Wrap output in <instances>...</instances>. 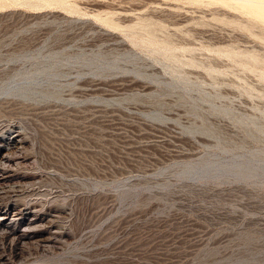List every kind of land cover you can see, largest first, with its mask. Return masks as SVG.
<instances>
[{
	"label": "rangeland",
	"instance_id": "rangeland-1",
	"mask_svg": "<svg viewBox=\"0 0 264 264\" xmlns=\"http://www.w3.org/2000/svg\"><path fill=\"white\" fill-rule=\"evenodd\" d=\"M257 1L0 0V264H264Z\"/></svg>",
	"mask_w": 264,
	"mask_h": 264
},
{
	"label": "bare ground",
	"instance_id": "bare-ground-1",
	"mask_svg": "<svg viewBox=\"0 0 264 264\" xmlns=\"http://www.w3.org/2000/svg\"><path fill=\"white\" fill-rule=\"evenodd\" d=\"M245 8L248 9V10H251V11L257 13V14H260V15L264 16V1H262V0L257 1L256 4H254V3L253 4H246L245 5ZM0 214H3L4 215L5 214V211L0 212ZM1 219L2 218H0V220ZM5 220H8V222L1 221L0 223H2V224L5 223L4 225L11 226L10 228H14V229L17 228V219L16 218L9 217V218H7ZM25 235L26 234H23L22 237L25 236Z\"/></svg>",
	"mask_w": 264,
	"mask_h": 264
}]
</instances>
